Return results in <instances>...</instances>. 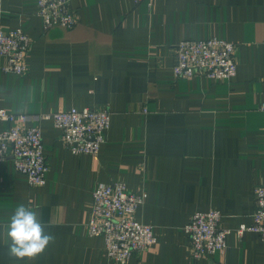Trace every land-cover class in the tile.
<instances>
[{
    "label": "crops",
    "instance_id": "crops-1",
    "mask_svg": "<svg viewBox=\"0 0 264 264\" xmlns=\"http://www.w3.org/2000/svg\"><path fill=\"white\" fill-rule=\"evenodd\" d=\"M71 5L79 13L74 28L45 30L38 0H0V27L21 26L31 39L27 74L0 67V107L32 115L109 107L110 128L99 154H75L52 120L27 122L42 127L47 182L30 186L11 159L0 161V264H115L88 222L95 188L117 180L145 192L137 218L157 237L127 264H264L260 235L235 233L252 223L254 189L264 183V0ZM211 36L236 43V74L175 77L174 46ZM19 203L37 209L55 236L31 260L7 252L8 220ZM211 208L233 232L224 252L194 257L184 226Z\"/></svg>",
    "mask_w": 264,
    "mask_h": 264
},
{
    "label": "built area",
    "instance_id": "built-area-1",
    "mask_svg": "<svg viewBox=\"0 0 264 264\" xmlns=\"http://www.w3.org/2000/svg\"><path fill=\"white\" fill-rule=\"evenodd\" d=\"M143 0H135L141 2ZM37 13L45 30L61 25L74 28L79 13L71 0H38ZM31 47L29 34L21 27L9 31L0 27V67L5 72L25 75L29 72L27 56ZM175 77L206 76L228 80L237 72L236 43L211 36L203 39H184L175 46ZM260 109L264 112V101ZM35 119L52 120L60 131L61 140L75 154H99L111 124L109 107H90L43 112L32 115L0 107V161L12 160L15 168L25 174L30 186L45 185L49 170L48 158L40 124H27ZM5 124L2 127V124ZM253 221L242 224L236 235L243 237L253 231L264 240V183L254 189ZM143 190L131 191L123 181L99 184L93 192V206L88 222L91 236H103L108 255L115 264H127L136 252L157 243L154 226L137 218L139 206L145 202ZM218 208L197 211L185 224L194 257L224 252L232 228L223 224Z\"/></svg>",
    "mask_w": 264,
    "mask_h": 264
},
{
    "label": "clouds",
    "instance_id": "clouds-1",
    "mask_svg": "<svg viewBox=\"0 0 264 264\" xmlns=\"http://www.w3.org/2000/svg\"><path fill=\"white\" fill-rule=\"evenodd\" d=\"M7 252L16 260H31L42 255L55 236L45 231L38 210L19 203L9 217L7 225Z\"/></svg>",
    "mask_w": 264,
    "mask_h": 264
}]
</instances>
